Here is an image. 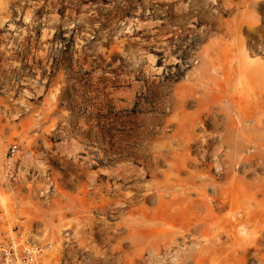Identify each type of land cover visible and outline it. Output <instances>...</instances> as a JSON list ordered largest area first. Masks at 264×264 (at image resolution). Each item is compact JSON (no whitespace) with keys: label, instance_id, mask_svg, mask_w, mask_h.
I'll return each mask as SVG.
<instances>
[{"label":"rangeland","instance_id":"1","mask_svg":"<svg viewBox=\"0 0 264 264\" xmlns=\"http://www.w3.org/2000/svg\"><path fill=\"white\" fill-rule=\"evenodd\" d=\"M1 1L4 9L0 12V54H3L0 64L5 63V67L0 70L4 76L0 81V208L5 213V222L0 232L10 234L12 228L23 225L29 239L43 248L41 264H80L84 253L73 252L78 249L72 238L76 220L66 206L89 202L100 189L112 201H123L120 192L136 196L131 204L126 203L129 210H138L128 224L135 227L136 240L143 245L148 232L175 210L160 209L157 192L149 191L150 198L143 200L141 195L145 190L131 189L137 188V181L120 183L105 171L122 161L134 168L140 166V158L136 156L138 146L146 147L147 136L154 138L160 134L156 127H163V119L171 116L167 109L169 96L176 85L189 82L202 54L225 45L235 46L234 37L238 33L244 42L247 61L264 65V39H260L264 37V0ZM17 7L24 11L32 9L31 23L37 30L21 22ZM239 21L242 24L238 31ZM8 22L13 24L14 31L8 30ZM44 27L54 29V36L47 44L44 59L38 63L40 81L33 85L37 73H33L25 54L44 49L40 41ZM22 28H27L29 33L23 43L27 46H22L24 51L27 49L21 52L16 46L13 51L17 57L11 59L9 48L5 47L8 36L19 33ZM147 55L156 56V66L162 68V73L152 75L145 71L149 63ZM176 72L181 75L173 79L171 76ZM28 78L30 86L22 84ZM141 82L145 83L138 84ZM42 86L44 91L37 97V90ZM115 90L132 92V102L125 100L126 104H119L117 109L115 102L120 99ZM27 92L32 98L26 97ZM142 118L147 121L143 122ZM11 147L16 150L13 156L9 154ZM9 156L12 168L7 170L5 161ZM158 169L161 173L167 170L163 165ZM234 174L253 182L264 177V166L246 174L242 169L235 170ZM92 177L95 181L91 184ZM160 179L161 176H156V180ZM153 180L145 178L144 182L147 185ZM162 198L168 200L165 196ZM108 207L104 212L83 213L97 222L90 240L100 250L115 246L116 241L104 243L98 229L106 224L114 228L127 218L124 205ZM61 211L63 218L59 219ZM224 214L222 211L217 215ZM126 231L122 230L120 235L124 236ZM56 236L60 237V243ZM123 250L128 251L126 246ZM97 261L94 263L102 264Z\"/></svg>","mask_w":264,"mask_h":264},{"label":"bare ground","instance_id":"2","mask_svg":"<svg viewBox=\"0 0 264 264\" xmlns=\"http://www.w3.org/2000/svg\"><path fill=\"white\" fill-rule=\"evenodd\" d=\"M6 1L9 3L17 0ZM2 3L0 0L1 13L4 9ZM22 7H17V16L21 17L22 23L32 27L34 31L37 30L31 23L32 9L24 11ZM241 24L242 21H239L238 31ZM8 30L11 32L15 30L12 23L8 24ZM53 30L44 27L40 33V41L44 43H42L44 49L25 54L26 61L33 67V73L35 71L37 73L32 80L33 85L40 81L41 68L38 63L46 55L47 44L54 36ZM28 35L27 28H22L19 33L8 36L10 38L5 47L9 48V58L16 59L17 55L13 51L16 46L20 47L21 52L26 51L27 48L24 51L22 46L25 45L23 43ZM262 36H260L261 40L264 39ZM234 39L235 46L225 45L212 50L211 53L202 54L189 82L176 85L173 92L171 91L167 108L171 116L163 117L165 123L163 127H156L160 133L158 136L146 137L148 139L146 147L138 146L136 156L140 158V166L134 168L122 161L105 171L117 182L129 184L132 180L137 181V188L131 187V189L145 190V193L141 195L143 200L150 198L149 191L157 192L158 207L172 208L175 211L166 215L167 220H162L156 228L148 232L141 246L136 240L135 227L128 224V221L134 220L135 213L138 212V210H129L126 205L135 201V195L120 192L119 194L124 196L123 201H112L102 194L103 190L98 189L94 192L93 200L80 202L78 206H66L71 209L70 213L76 220L72 238L76 241L78 249L73 252L80 250L84 253V256L81 255L84 262L79 261L80 264H95L94 261L97 260H100L102 264H264V177L257 178L253 182H246L234 174L235 170L242 169L246 174L261 165L264 166V128L262 127L264 65L259 62H248V55L243 49L244 42L239 38L238 33H235ZM34 45L38 46V44ZM150 56L147 57L149 63L145 64L147 67L144 70L149 72L148 74L158 75L162 68L156 66V56ZM4 67L5 63L2 62L0 70L2 71ZM131 72L134 71L131 70ZM180 75L181 72H176L171 77L176 79ZM3 78L4 76L0 74V81ZM45 78L43 77V82L46 81ZM30 80L25 79L22 84L30 86ZM43 91V86L38 88L36 96L40 97ZM123 91L114 92L120 99L115 102L117 109L119 104H126L125 100L129 102L133 94ZM26 97L32 98L31 93L27 92ZM189 109L192 110L189 111ZM12 118H16V115L13 114ZM145 119L147 121V118H142L143 122ZM98 162L102 163L100 159ZM159 165L165 166L167 170L161 173L158 169ZM156 176H161V179L156 180ZM145 178L154 180L146 185ZM89 181L92 184L95 178L92 177ZM191 194L195 197L191 198ZM164 196L168 200L162 198ZM112 204L124 205L127 208V218L122 219L114 228L106 224L98 229L97 232L102 235L104 243L110 244L116 241L115 246L110 245L107 249L100 250L90 240L92 231L96 229L94 224L97 222L83 213L92 210L104 212L106 207ZM222 211L225 214L219 217L217 214ZM203 212L204 214L200 215ZM59 217V219L63 218L62 211L59 212ZM124 229L127 231L124 236H121L120 232ZM56 240L58 243L61 241L59 236H56ZM124 246L128 251L123 250ZM49 256L52 257L53 253H49Z\"/></svg>","mask_w":264,"mask_h":264},{"label":"built area","instance_id":"3","mask_svg":"<svg viewBox=\"0 0 264 264\" xmlns=\"http://www.w3.org/2000/svg\"><path fill=\"white\" fill-rule=\"evenodd\" d=\"M15 148H10L9 154L13 156ZM7 157L5 166L12 168L11 158ZM5 222V213L0 208V227ZM23 225L14 227L7 232H0V264H41L42 247L32 242L26 234Z\"/></svg>","mask_w":264,"mask_h":264}]
</instances>
